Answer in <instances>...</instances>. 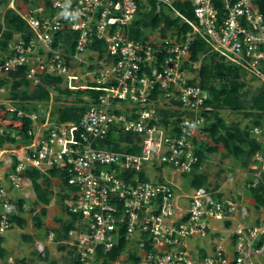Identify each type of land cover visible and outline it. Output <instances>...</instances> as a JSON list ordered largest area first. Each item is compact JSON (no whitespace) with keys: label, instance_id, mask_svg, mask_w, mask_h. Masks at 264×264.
Returning <instances> with one entry per match:
<instances>
[{"label":"built area","instance_id":"obj_1","mask_svg":"<svg viewBox=\"0 0 264 264\" xmlns=\"http://www.w3.org/2000/svg\"><path fill=\"white\" fill-rule=\"evenodd\" d=\"M12 1L29 32L15 34L0 48V94L10 88L2 82L21 68L34 86L42 76H51L62 79L58 87L64 78L65 89L100 93L96 98L87 94L85 110L69 122L51 120L49 110L40 116L10 98L0 102V122H16L11 137L18 145L10 150L15 159L0 179V237L12 226V216H18L13 195L24 187L25 172L56 169L71 188L68 209L79 217L77 228L68 233L73 264H264V221L247 220L249 200L243 194L206 187L185 192L166 178L147 179L152 169L183 175L199 166V132L207 121L202 113L211 108L205 106L208 90L189 82L186 64H193V39L264 83L259 0H187L192 20L171 0H154L157 12L162 7L190 29L180 37L149 31L147 39L128 35L138 4L146 0H24L20 6ZM67 33L77 34L73 50ZM97 40L104 43L101 57L92 49ZM79 65L91 84H77L73 66ZM160 111L169 113L166 124ZM25 118L30 120L26 135L18 132ZM250 132L263 144L260 127ZM0 133L9 131L1 128ZM125 133L138 138V153L98 145L109 135ZM246 169L243 189L264 184V149L254 153ZM233 180L228 173V181ZM121 241L120 253L109 258ZM1 264L32 263L9 255Z\"/></svg>","mask_w":264,"mask_h":264},{"label":"trees","instance_id":"obj_2","mask_svg":"<svg viewBox=\"0 0 264 264\" xmlns=\"http://www.w3.org/2000/svg\"><path fill=\"white\" fill-rule=\"evenodd\" d=\"M6 1V0H0ZM261 10H264V0L258 1ZM173 7L188 19H194L191 4L187 0L172 1ZM3 21L0 20V48H4L7 42L12 39L15 34L25 36L29 30L26 23L15 13V11L8 7L5 9ZM1 17V14H0ZM189 26L182 22L179 17H173L168 14L162 7L157 12V5L154 0H146L145 3L138 4L137 11L133 21L129 26V37L134 39H147L146 32L157 30L160 37H166L167 34H176L178 37L185 34L189 30ZM61 35V34H60ZM59 36V34L57 35ZM74 37L71 41L70 38ZM76 33L66 34V41L70 50L74 49L76 43ZM92 49L96 50L101 57L104 53V43L102 41H94ZM200 56L203 60L200 62L198 68L194 69L186 64L190 72H196L195 77H192L189 82L197 84L205 88L209 92V99L205 106L211 108V111L203 112L202 115L208 120L207 125L202 129L207 133L211 142L215 143L213 146L204 148L203 144L197 149L199 157V166L205 158L206 154L213 153L218 150L217 145H221L226 155L232 156L242 168H247L252 161V157L257 150L264 149V145L252 137L250 129L252 127H260L261 119L264 116V87L260 86L252 93H249L246 88V77L242 70L232 64H226L216 54L208 52L204 43L200 39H193L190 44V61L191 63L198 62ZM252 79V78H251ZM62 82L60 77L42 76L41 83L28 89L30 82L25 79L24 69H19L17 72L10 73V75L2 82V84L10 83L11 99L18 101V105L27 109L24 103L36 104V102H45L50 98V88L59 90L58 84ZM93 86V85H90ZM64 94H72L73 91L64 89ZM83 91L77 90L75 93L81 94ZM90 97L96 98L99 91L87 90L85 91ZM79 102H82L79 99ZM86 104H74L65 106L59 109L58 121L69 122L77 121L82 112L85 110ZM229 110L232 112H244V114L251 118V125L241 128L237 123H227L221 116L220 111ZM163 115L162 122L167 123L168 112L160 111ZM16 118V117H15ZM23 120V128L18 130L19 133H26L30 126V120L25 118ZM26 135V134H25ZM7 141L15 143L13 137L6 135ZM137 137L130 133H125L119 138L109 135L104 141L98 143L99 146H107L112 150H121L124 148L128 152L138 153L140 151L137 144ZM24 142V140H22ZM120 142H126V145L120 146ZM198 166V167H199ZM195 167L190 173H185L183 176L188 180V186L193 188L206 187L209 188L208 176L205 172L199 171ZM48 174L51 176H59L66 186V179L64 174L56 169H50ZM25 177L31 181V187L35 193L36 200L48 205L50 201V194L52 191L48 188V179L46 175L40 173L36 169H28L25 172ZM143 179V173L140 174ZM42 179V180H41ZM256 208L264 207V184L258 183L256 188L248 189ZM18 209L21 208V201L17 202ZM44 213V209L41 210ZM65 212L69 216L67 222L63 223V236H68L69 231L76 229L79 217L72 214L68 207H65ZM12 224L17 223L20 227L24 224V219L13 215ZM121 241L118 248L113 249L108 253L109 258H114L120 253V247H123ZM0 257L3 255L0 254ZM22 263H26L24 259H20ZM74 262V261H73Z\"/></svg>","mask_w":264,"mask_h":264},{"label":"rangeland","instance_id":"obj_3","mask_svg":"<svg viewBox=\"0 0 264 264\" xmlns=\"http://www.w3.org/2000/svg\"><path fill=\"white\" fill-rule=\"evenodd\" d=\"M22 1L24 0H16L15 2L18 4L17 6H20L22 4ZM171 1H174V0H171ZM11 2L13 1L12 0L1 1L0 3L1 22L3 21L2 15L4 14L5 9L8 7L11 8ZM152 34L157 35L158 31L155 30L153 31ZM202 60H203V56H200L198 62L193 63L191 67H193L194 69L198 68ZM73 68H74L73 69L74 74L80 77L79 78L80 81H78L77 84H83V83L91 84L90 79L83 75L85 71L84 65H79L75 67L73 66ZM189 75L190 77H195L196 72H190ZM245 77H246V85H247L246 88H248L249 93H252L255 89H257L260 86L264 87V83H262L261 81L256 80V79H251V77H249L248 75H245ZM63 80H64L63 83L59 85L60 87L59 90L52 89V87L50 88L51 96L48 101L42 102L41 105H38L37 103L36 104L24 103L25 107L28 109L37 110V113L40 116H43L44 112L49 110L51 112L50 119L56 120V118L58 117L60 108H63L65 106L74 105V104L82 105L84 104V102H87L88 95L85 91H83L80 95L75 93L76 90H71L73 91L72 94H64L62 90L65 89L64 88L65 79L63 78ZM32 87H35V86L30 84L28 89L30 90ZM10 94H11V88L6 89L4 92H2L0 94V102L3 100H7L9 98L11 99ZM79 99H81L82 102H79ZM3 107L4 106L0 104V114L2 115H3V110H4ZM178 114H179L178 112L171 113V115H178ZM220 116L227 123L229 124L237 123L241 128L247 125H251V122H250L251 118L246 116L244 112H232L229 110H222L220 111ZM1 118L3 117H0V120ZM4 118L9 120L10 116L6 114ZM15 123L16 122H13L11 126H8L10 124H8L7 122H0V129L3 128L9 131L8 134L2 135L0 133V151L5 150L2 154H0V157H1L0 158V172L2 170V167L5 161H9L10 159V163H11L15 159L12 156V153L10 150L15 148L17 144L7 141V138H6V135H8V137H11L12 134L16 131V128L14 127ZM207 123H208V120L206 121L205 125H207ZM260 128L263 131L262 135H260V138H261L260 140L264 144V116L261 119ZM199 134H200L199 138H201L199 145L203 144L204 148L215 145V143L211 142L209 135L205 133V131H201L199 132ZM19 145L21 144L19 143ZM217 146H218L217 151L206 154L205 158L203 159L201 163V169H197L198 172L201 170L207 174L209 188L221 189L224 193H228V194H231V193L243 194V196L249 200L248 201L249 202L248 203L249 218L247 219L249 220V222L264 221V207L256 208L255 203L248 189H243L241 186V181L244 177V172L247 171V169L242 168L240 164L236 160L233 159L232 156L226 155L221 145H217ZM18 153L21 154V152H18ZM231 172L233 174L234 180L228 181V173H231ZM147 175H148L147 179L150 181L161 180L163 178H166L167 180H171L173 183L180 186L181 189H185L184 190L185 192H187L188 188H190L188 186V180L183 175L176 174L174 173V170H171L168 168L152 169V171L147 172ZM57 178L60 179L58 176ZM48 180L50 182H53L56 186L60 182V180L56 181L55 179H51V178L50 179L48 178ZM24 182L25 181H23V184ZM60 184L62 183L60 182L59 185ZM66 189L68 191L71 190L69 186H67ZM17 192H20V190ZM14 201L16 202V206L18 207V204H17L18 199H15ZM0 209H1V206H0ZM27 212H29V209H27ZM33 222H34L33 220H30V218L27 217L22 227H20L17 223H15L12 225L10 229H8L4 233L7 241L13 245L11 252L14 256H16V258L26 257L28 259L29 254H30L29 252L33 249V244L25 239V235L26 236L29 235V233H32L36 229ZM40 243L42 244V246H47V249L49 250L47 251V255H46L47 260H46V263L44 264H50L51 261H55V264H70L71 258L74 259L73 247L69 245L55 243L53 239H48L46 235L41 236ZM35 262H39L38 258L35 260Z\"/></svg>","mask_w":264,"mask_h":264},{"label":"crops","instance_id":"obj_4","mask_svg":"<svg viewBox=\"0 0 264 264\" xmlns=\"http://www.w3.org/2000/svg\"><path fill=\"white\" fill-rule=\"evenodd\" d=\"M4 151L5 150L0 151V154H2ZM10 167L9 159V161H5L3 164L2 170L0 172V178L6 175ZM44 175H46L47 179L51 178L55 179L56 181L60 180L62 183L59 185V182L56 186L53 182L48 180V188L52 191V194L49 196L50 201L48 205H44L43 203L36 200L35 193L31 187V181L26 177L24 179V187L20 190V192H16L13 195L14 199L21 201V208L20 210L18 209V217L24 219V221L27 219V217H29L30 220L34 221L33 224L36 228L32 233H29V235H25V239L33 244V249L29 252L30 254L28 259L26 257L19 258L24 259L25 261L32 264H44L47 260L46 255L47 251L49 250L47 249V246H42L40 243L41 236L46 235L48 239H53L55 243L65 244L72 247L70 236H63L62 230L63 223L67 222L69 219V216L65 212V207H68L67 201L70 197L69 191L66 189L67 186L61 180V177L58 176L60 178L58 179L57 176H51L48 173ZM27 209H29V212H27ZM42 209H44V213L41 212ZM50 232L53 236L49 235ZM12 246L13 245L5 238V235L0 237V254L3 255V257H0V264L6 259L7 256L13 255L11 252ZM36 257L38 258L39 262H35L37 259ZM72 259L73 258H71L70 264H73ZM50 264H55V261H51Z\"/></svg>","mask_w":264,"mask_h":264},{"label":"clouds","instance_id":"obj_5","mask_svg":"<svg viewBox=\"0 0 264 264\" xmlns=\"http://www.w3.org/2000/svg\"><path fill=\"white\" fill-rule=\"evenodd\" d=\"M65 15H68V14H67V13H65ZM12 225H13V224H12ZM11 227H12V226H11ZM11 227H10V228H11Z\"/></svg>","mask_w":264,"mask_h":264}]
</instances>
